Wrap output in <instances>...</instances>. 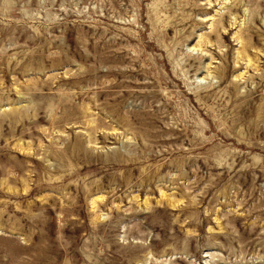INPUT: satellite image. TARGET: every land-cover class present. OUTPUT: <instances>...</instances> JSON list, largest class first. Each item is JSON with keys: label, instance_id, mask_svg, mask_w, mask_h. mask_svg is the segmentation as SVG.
I'll list each match as a JSON object with an SVG mask.
<instances>
[{"label": "rangeland", "instance_id": "rangeland-1", "mask_svg": "<svg viewBox=\"0 0 264 264\" xmlns=\"http://www.w3.org/2000/svg\"><path fill=\"white\" fill-rule=\"evenodd\" d=\"M0 264H264V0H0Z\"/></svg>", "mask_w": 264, "mask_h": 264}, {"label": "bare ground", "instance_id": "bare-ground-1", "mask_svg": "<svg viewBox=\"0 0 264 264\" xmlns=\"http://www.w3.org/2000/svg\"><path fill=\"white\" fill-rule=\"evenodd\" d=\"M212 23H213V22H212ZM205 56H206V55H205ZM208 65H209V64H208ZM208 65H207V66H208ZM208 73H210V72H208ZM239 80H240V79H239Z\"/></svg>", "mask_w": 264, "mask_h": 264}]
</instances>
